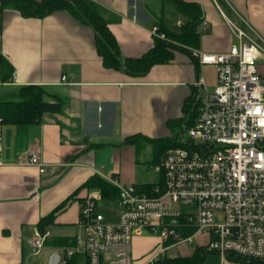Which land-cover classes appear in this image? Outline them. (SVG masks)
I'll list each match as a JSON object with an SVG mask.
<instances>
[{
  "label": "crops",
  "instance_id": "obj_1",
  "mask_svg": "<svg viewBox=\"0 0 264 264\" xmlns=\"http://www.w3.org/2000/svg\"><path fill=\"white\" fill-rule=\"evenodd\" d=\"M89 1L107 21L124 58H140L153 48L155 28L160 34L178 33L187 21L166 0ZM183 1L198 4L202 23L207 22L206 32L200 27L198 49L203 52L226 53L238 44L231 24L264 39V0ZM0 55L16 72L15 80L0 85V97L37 85L45 88L50 100L55 97L62 103L61 112L44 115L38 124L1 128L0 264H33L28 240L52 213L49 246L80 234L81 202L90 190L83 185L92 176L149 185L152 179L140 167L142 149L127 140L176 137L182 121H187L188 101L204 90L211 93L217 83L216 68L199 64L186 49L174 50L171 63L155 65L144 76L108 69L97 53L94 30L65 11L40 19L10 8L3 11ZM31 153L40 155L45 173L29 163ZM149 240L156 241L138 253L135 243ZM160 245L156 236H135L133 264H147ZM44 249L41 254L48 251L50 260L59 248ZM85 262L83 253L77 255L75 264ZM224 264L240 263L228 259Z\"/></svg>",
  "mask_w": 264,
  "mask_h": 264
},
{
  "label": "built area",
  "instance_id": "obj_2",
  "mask_svg": "<svg viewBox=\"0 0 264 264\" xmlns=\"http://www.w3.org/2000/svg\"><path fill=\"white\" fill-rule=\"evenodd\" d=\"M231 27L238 44L228 52H191L199 64L216 68L217 83L200 95L194 125H183L174 137L180 146L161 156V182L146 189L109 179L119 191L116 223L99 211L101 192L89 190L80 207L82 232L75 247L58 249L59 264L81 253L86 264H133L132 240L144 235L161 239L147 263L157 264L168 249L198 234L208 236L206 249L222 264L264 261V39ZM207 28L204 21L202 32ZM152 32L165 39L158 28ZM29 163L45 173L38 153H31ZM188 206L196 211L182 210ZM188 231L193 234L186 236ZM49 236L34 231L28 240L33 255L44 250Z\"/></svg>",
  "mask_w": 264,
  "mask_h": 264
},
{
  "label": "trees",
  "instance_id": "obj_3",
  "mask_svg": "<svg viewBox=\"0 0 264 264\" xmlns=\"http://www.w3.org/2000/svg\"><path fill=\"white\" fill-rule=\"evenodd\" d=\"M166 1L170 2L183 17H186L187 21L181 26L178 33L164 32L165 39L156 38L153 48L140 58H124L114 35L109 30L107 21L101 15L96 4L89 0H1L0 16L3 11L9 8L19 12L26 18L39 19L59 11L68 12L80 23L94 30L97 53L106 68L124 70L131 76H144L155 65L171 63L173 61L174 50L186 49L192 57V50H196L199 47L200 27L202 24V10L200 6L196 3H189L183 0ZM13 72L14 69H12L8 60L0 55V85L10 83ZM199 97L200 95H196L188 101L184 109V118H187V121H182L181 124L189 127L194 125L198 117ZM61 111L62 103L55 97L50 100L43 86L28 85L19 87L14 93L0 99V132L1 128L5 125L30 126L40 123L46 114H55ZM142 139L154 141L156 145H158L157 142L162 144L166 141L170 145L169 148L180 146L176 138L151 140L135 136L129 138L127 142L140 147L139 144ZM158 148H156L157 154L153 162L155 165L159 164L161 156L169 149H166L164 146H158ZM152 186L154 185L149 184L138 187L147 189ZM83 187L100 191L103 201H117L119 197L118 189L109 183L108 180L98 175L92 176ZM64 204L57 210L62 208ZM54 216L55 213H52L40 221L38 230L41 233L45 234L48 228L54 224ZM184 234L187 236L193 234V231H188ZM50 242V239H47L45 246H49ZM52 243L55 248H68L75 247L77 241L76 238H73L61 239ZM212 254L214 253L208 252L206 246H203L198 247L190 256L165 257L157 264H205L208 256ZM76 258L77 255L72 257L68 261V264H75ZM235 261L242 264H264V261L247 262L237 259Z\"/></svg>",
  "mask_w": 264,
  "mask_h": 264
},
{
  "label": "rangeland",
  "instance_id": "obj_4",
  "mask_svg": "<svg viewBox=\"0 0 264 264\" xmlns=\"http://www.w3.org/2000/svg\"><path fill=\"white\" fill-rule=\"evenodd\" d=\"M2 98L3 97H0V99H2ZM176 132H177L176 135L179 134L181 132V128L179 127L178 130H176ZM157 144L158 145H156V143L154 141H147L145 139L140 140V144H139L140 148L142 149L140 152V157H139V161L141 162L140 167L152 179L151 183H153V184L159 183L161 180V174L159 172H157L156 165L153 163L155 156L157 154L156 148H158V146H162V147L164 146V147H166V149L170 147V145L166 141H164V143H162V144L157 142ZM119 210H120V207H119V203L117 201H102L99 203V211L104 215L107 222L116 223L118 220ZM182 210L196 211V207H194V206L182 207ZM190 235H192V234H190ZM203 236L204 235H201V236L194 238L191 243L187 242L185 244H181L180 246L173 247L172 249H170L167 252L166 256L168 258H173L176 256H179V257L189 256L198 247L206 246L208 244L209 239L206 236H204V237ZM155 241L156 240L142 241V242H139L138 244L135 243L134 246H138L137 252L142 253V252H145L146 249L151 247L155 243ZM52 246H53V243H52V245L45 246V247H52ZM39 255H34L35 258H32L33 264H34V262H36V264H37V261H39V260L42 261L41 264H48L49 256H50L49 252L46 251L45 253H42L41 256H39ZM214 255L215 254L209 255L205 264H220L218 259H216V256H214ZM240 264H242V263H240Z\"/></svg>",
  "mask_w": 264,
  "mask_h": 264
},
{
  "label": "water",
  "instance_id": "obj_5",
  "mask_svg": "<svg viewBox=\"0 0 264 264\" xmlns=\"http://www.w3.org/2000/svg\"><path fill=\"white\" fill-rule=\"evenodd\" d=\"M60 261V255L57 253H54L48 262V264H59Z\"/></svg>",
  "mask_w": 264,
  "mask_h": 264
}]
</instances>
